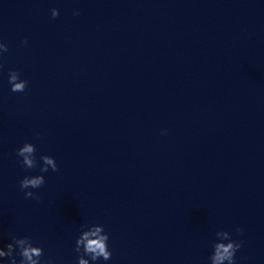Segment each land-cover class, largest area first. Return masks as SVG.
<instances>
[{
	"label": "clouds",
	"instance_id": "9594fccd",
	"mask_svg": "<svg viewBox=\"0 0 264 264\" xmlns=\"http://www.w3.org/2000/svg\"><path fill=\"white\" fill-rule=\"evenodd\" d=\"M59 15V10L51 9V17L55 19ZM74 15H79L75 12ZM27 43V40L24 41ZM8 51V45L0 41V59ZM8 83L11 85L10 91L13 93L25 92L28 81L20 79V73L17 70H9ZM166 133V130H163ZM162 133V134H163ZM40 134L37 133V139ZM16 156L20 158L19 162L25 169H33L38 166L36 158V147L30 142H25L16 150ZM40 171L48 172L49 168L53 172L59 171L55 159L48 155L40 156ZM45 184L43 175L25 176L19 181L20 190L24 193L25 199H35L39 201L40 195L27 189H39ZM80 235L76 238L74 251L77 255V264H95L99 260L109 261L112 258V252L109 248V235L105 232L103 225L91 224L82 225ZM235 231L243 234V229L237 227ZM243 241L232 238L228 231H217L216 241L212 244V254L209 256L210 264H236L235 257L237 251L242 247ZM44 250L40 246H34L31 237L12 236L11 242L4 247H0V258H7L3 264H42L41 257ZM17 256L20 257L17 260ZM87 257V258H86ZM43 264H50V261H44Z\"/></svg>",
	"mask_w": 264,
	"mask_h": 264
}]
</instances>
